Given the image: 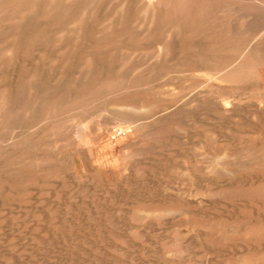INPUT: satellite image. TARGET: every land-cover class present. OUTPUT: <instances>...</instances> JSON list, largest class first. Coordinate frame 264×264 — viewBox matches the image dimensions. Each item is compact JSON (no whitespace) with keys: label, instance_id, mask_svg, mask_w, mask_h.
I'll list each match as a JSON object with an SVG mask.
<instances>
[{"label":"rangeland","instance_id":"obj_1","mask_svg":"<svg viewBox=\"0 0 264 264\" xmlns=\"http://www.w3.org/2000/svg\"><path fill=\"white\" fill-rule=\"evenodd\" d=\"M65 1L0 0V264H264V0Z\"/></svg>","mask_w":264,"mask_h":264},{"label":"bare ground","instance_id":"obj_2","mask_svg":"<svg viewBox=\"0 0 264 264\" xmlns=\"http://www.w3.org/2000/svg\"><path fill=\"white\" fill-rule=\"evenodd\" d=\"M17 1H18V0H17ZM49 1H50V0H49ZM54 1H55V0H54ZM60 1H61V0H60ZM148 1H149V0H148ZM167 1H168V0H167ZM19 2H21V1H19ZM64 2H66V1L64 0ZM154 2H155V1L153 0V3H154ZM17 3H18V2H17ZM32 3H33V2H32ZM49 3H50V2H49ZM51 3H52V2H51ZM66 3H67V2H66ZM85 3H86V2H85ZM147 3H148V2H147ZM161 3H162V2H161L160 0L157 1V4H160V5H161ZM189 3H190V2H189ZM149 4H150V3H149ZM157 4L155 3V5H154V4H153V5L156 6ZM162 4H163V3H162ZM168 4H171V0L168 1ZM192 4H193V3H191V5L188 4V5H186V7L189 6V5L192 6ZM194 4H195V3H194ZM196 4H197V3H196ZM263 4H264V3H263ZM17 5H18V4H17ZM27 5H28V3H27ZM34 5H35V4H34ZM64 5H65V4H64ZM163 5H164V4H163ZM165 5H166V4H165ZM66 6H68V5L66 4ZM194 6H195V5H194ZM7 7H8V6H7ZM7 7H6V8H7ZM13 7H14V5H13ZM34 7H35V6H34ZM40 7H41V6H40ZM40 7H39V8H40ZM103 7H104V6H103ZM175 7H176V6H175ZM10 8H11V6H10ZM14 8H15L16 10H21V9H17L16 6H15ZM43 8H44V7H43ZM48 8H49V7H48ZM54 8H56V7L54 6ZM65 8L67 9L68 7H65V6H64L63 10H64ZM155 8H159V5H158V7H155ZM162 8H164V7L162 6ZM162 8H161V9H162ZM167 8H168V6H167ZM167 8H166V9H167ZM176 8H177V7H176ZM191 8H192V7H191ZM0 9H1V8H0ZM12 9H13V8H12ZM34 9H35V8H34ZM49 9H50V8H49ZM49 9H48V10H49ZM58 9H59V8H58ZM113 9H114V8H113ZM169 9H170V8H169ZM172 9H173V8H172ZM177 9H178V8H177ZM196 9H197V7H196ZM43 10H44V9H43ZM55 10H57V9H55ZM63 10H62V11H63ZM150 10H151V8H150ZM163 10H164V9H163ZM180 10H181V9H180ZM185 10H186V9H185ZM10 11H11V9H10ZM32 11L34 12V10H32ZM39 11H40V9L38 10V13H39ZM46 11H47V10H46ZM65 11L67 12V10H65ZM80 11H82V10H80ZM80 11H79V13H80ZM100 11H101V10H99V12H100ZM148 11H149V10H148ZM170 11L172 12V10H170ZM178 11H179V10H178ZM188 11H189V10H188ZM26 12L28 13V10H27ZM30 12H31V11H30ZM33 12H32V13H33ZM40 12H41V11H40ZM66 12H65V13H66ZM72 12H74V11H72ZM99 12H98V13H99ZM154 12H155V11H154ZM175 12H176V11H175ZM4 13H6V12H4ZM7 13H9V12H7ZM10 13H12V12H10ZM14 13H15V11H14ZM18 13H20V11H19ZM18 13H17V14H18ZM22 13H23V12H22ZM27 13H25V14H27ZM42 13L44 14V13H45V10H44ZM62 13H64V12H62ZM166 13H169L168 10H166L165 14H166ZM173 13H174V12H173ZM178 13H179V12H178ZM17 14H13V15H14L13 17H15ZM20 14H21V13H20ZM153 14H154V13H153ZM174 14H175V13H174ZM196 14H197V13H194V14L191 15V16H192V17H195L194 15H196ZM11 15H12V14H11ZM21 15H24V13L21 14ZM21 15H20V16H21ZM35 15H37V14L35 13ZM41 15H42V14H41ZM45 15H46V13H45ZM47 15H48V12H47ZM47 15H46V16H47ZM151 15H152V14H151ZM154 15H155V14H154ZM185 15H186V14H185ZM189 15H190V14H189ZM38 16H39V18H40V17H41V18L43 17V15H42V16L38 15ZM38 16H37V17H38ZM72 16H73V15H72ZM81 16L84 17L83 15H81ZM81 16H80V17H81ZM147 16H148V15H147ZM171 16H172V15H171ZM187 16H188V14H187ZM7 17H9V18H13V17H10V16H8V15H7ZM7 17H6V18H7ZM21 17H25V15H24V16H21ZM50 17H51V15H50ZM82 17H81V18H82ZM150 17H151V16H150ZM163 17H165V16L163 15ZM184 18H185V16H184ZM188 18L190 19L191 17H188ZM196 18H197V16H196ZM48 19H49V18H48ZM85 19H86V18H85ZM191 19L194 20L193 18H191ZM0 20H2V19H0ZM14 20H17V19L15 18ZM173 20H174V18H173ZM185 20H186V19H185ZM4 21H5V20H3V22H4ZM19 21H22V19H21V20H17L18 23H19ZM24 21H26V20H24ZM24 21H23V23H25ZM63 21H64V20H63ZM151 21H153V18L151 19ZM189 21H190V20H189ZM189 21H188V23H190ZM6 22H7V21H6ZM15 22H16V21H15ZM38 22L40 23V21H38ZM42 22H43V21H42ZM149 22H150V20H149ZM166 22H167V20H166ZM169 22H170V21H169ZM173 22H174V21H173ZM184 22H185V21H184ZM1 23H2V22H0V24H1ZM11 23H12V22H11ZM32 23H33V22H32ZM48 23H49V22H48ZM73 23H74V22H73ZM3 24H4V23H3ZM13 24H15L14 21H13L12 25H13ZM34 24H35V23H34ZM36 24H37V23H36ZM177 24H179V23H177ZM177 24H175V25H177ZM9 25H10V23H9ZM20 25H21V24H18V25H16V26H19V27H20ZM44 25H45V23H43V26H44ZM26 26H27V24H26ZM36 26H38V24H37ZM39 26H42V23H41ZM45 26H46V25H45ZM19 27H18V28H19ZM34 27H35V26H34ZM46 27H47V26H46ZM76 27H79V25H77ZM39 28H41V27H39ZM227 28H228V27H227ZM231 28H232V27H231ZM27 29H28V28H27ZM32 29H33V27H32ZM36 29H37V27H36ZM43 29H44V28H43ZM69 29H70V28H69ZM22 30H23V28H22ZM22 30H21V32H22ZM28 30H29V29H28ZM28 30L26 31V30L24 29V31H26V34H27V35H28V33L31 34V32H29L30 30H29V31H28ZM39 30H40V29H39ZM33 31H34V29H33ZM40 31H41V30H40ZM42 31H43V30H42ZM17 32H20V31H17ZM27 32H28V33H27ZM37 32H38V30H37ZM37 32L35 31V33H33V34H37ZM55 33H56V32H55ZM60 33H63V32H60ZM22 34H23V33H22ZM58 35H59V34H58ZM18 37H20V36L18 35ZM22 37H24V36L22 35ZM25 37H27V36H25ZM25 37H24V39H26ZM7 38H8V37H7ZM36 38H37V37H36ZM17 39H18L17 41H18V43H19V38H17ZM21 39H22V38H21ZM6 40H7V39H6ZM26 40H28V39H26ZM10 41H11V40H10ZM17 41H16V42H17ZM3 42H4V41H3ZM27 42H28V41H27ZM13 43H14V40H13ZM18 43H17V44H18ZM11 44H12V43H11ZM14 44H15V43H14ZM17 44H16V45H17ZM158 44H159V43H158ZM163 44H165V43H163ZM16 45H15V47H16ZM165 45H166V44H165ZM7 46H8V45H7ZM156 46H157V45H156ZM160 46H161V45H160ZM178 46H179V45H178ZM129 47H130V46H129ZM6 48H7V47H6ZM6 48H5V49H6ZM158 48H159V47H158ZM13 49H14V47H13ZM228 49H229V48H228ZM232 49H233V48H232ZM2 50H3V48L1 49V51H2ZM16 50H18V49H16ZM167 50H168V48H167ZM225 51H226V50H225ZM228 51L230 52V50H228ZM231 51H232V52H231V55H229V56H232V53H233L234 55H236V54L234 53L235 51H233V50H231ZM237 51H238V50H237ZM161 52H163V51L161 50ZM226 52H227V51H226ZM247 52H248V50H247ZM158 53H159V52H158ZM222 53H223V52H222ZM242 53H243V52H242ZM242 53H240V55H241ZM253 53H254V52H252V54H253ZM11 54H12V53H11ZM223 54H226V53H223ZM228 54H230V53H228ZM247 54H248V53H247ZM234 55H233V56H234ZM253 55H254V54H253ZM247 56H248V55H247ZM222 57H223V56H222ZM224 57H225V56H224ZM224 57H223V58H224ZM237 57H238V54L236 55V58H237ZM5 58H6V57H5ZM158 58H159V57H158ZM165 58H166V57H165ZM165 58H164V59H165ZM225 58L227 59V57H225ZM89 59H90V58H89ZM164 59H163V60H164ZM166 59H167V58H166ZM166 59H165V60H166ZM243 59H244V57H243ZM245 59H246V58H245ZM245 59H244V60H245ZM248 59L250 60V58H247V61H249ZM86 60H88V59H86ZM93 60H94V59H93ZM160 60H161V59H160ZM168 60H169V58H168ZM206 60H207V59H206ZM220 60H221V59H220ZM233 60H235V57L233 58ZM233 60H232V61H233ZM91 61H92V59H91ZM110 61H113V60H110ZM110 61H108V62H110ZM158 61H159V60H158ZM247 61H246V62H247ZM252 61L254 62V59H252ZM86 62H87V61H86ZM95 62H96V61H94V63H95ZM100 62H101V61H100ZM100 62H98V63H100ZM113 62H114V61H113ZM160 62H161V61H160ZM242 62H243V61H242ZM242 62H241V63H242ZM253 62H252V63H253ZM0 63H1V62H0ZM5 63H6V62H5ZM88 63H89V60H88ZM88 63H87V64H88ZM92 63H93V62H92ZM98 63H96V64H98ZM102 63H103V62H102ZM214 63H215V62H214ZM216 63H218V61H216ZM235 63H238V62L236 61ZM241 63H239V64H241ZM252 63H251V64H252ZM96 64H94V65H96ZM115 64H116V62H115ZM218 64L221 65L220 63H218ZM248 64H250V63L248 62ZM251 64H250V65H251ZM253 64H256V63H253ZM84 65H86V64H84ZM106 65H107V64H106ZM128 65H129V64H128ZM128 65H127L126 67H128ZM224 65H225V64H224ZM226 65H227V64H226ZM229 65H230V63H229ZM229 65H228V66H229ZM250 65H249V66H250ZM256 65H258V64H256ZM0 66H1V65H0ZM88 66H89V65H88ZM88 66H87V67H88ZM111 66H112V64L110 65V67H111ZM116 66H117V65H116ZM196 66H197V65H196ZM196 66L194 67L195 69H196ZM221 66H222V65H221ZM59 67H60V66H59ZM83 67H84V66H83ZM102 67H103V66H102ZM124 67H125V65H124ZM147 67H148V66H147ZM166 67H167V66H166ZM216 67H217V66H215V68H216ZM235 67L237 68L238 66L236 65ZM235 67H234V69H236ZM56 68H57V67H56ZM88 68H89V67H88ZM88 68H87V69H88ZM95 68H96V67H95ZM103 68H104V67H103ZM103 68H102V71L105 69V68H104V69H103ZM111 68H112V67H111ZM116 68H117V67H116ZM121 68H122V66H121ZM121 68H120V69H121ZM143 68H145V67H143ZM143 68H142V69H143ZM153 68H154V67H153ZM194 68H193V69H194ZM207 68H209V67H207ZM207 68H206V71H207ZM215 68H214V69H215ZM219 68H221V67H219ZM222 68H223V69H221V70H224V67H222ZM230 68H231V67H230ZM230 68H229V69H230ZM232 68H233V66H232ZM238 68H240V67H238ZM243 68H245V67L243 66ZM39 69H40V68H39ZM82 69H83V68L81 67V70H80V71H84L85 68H84L83 70H82ZM142 69H141V71H142ZM151 69H152V68H151ZM151 69H150V70H151ZM240 69H241V68H240ZM95 70H98V68L95 69ZM112 70H113V69H112ZM118 70H119V67H118ZM118 70H117V71H118ZM123 70H124V68H122V71H123ZM134 70H135V69H134ZM146 70H147V69H146ZM196 70H197V69H196ZM196 70H194V71H196ZM201 70H202V69H201ZM216 70H217V71L219 70V72L221 71L220 69H217V68H216ZM1 71H2V70H1ZM21 71H22V70H21ZM92 71H94V70H92ZM100 71H101V70H100ZM114 71H115V70H114ZM18 72H19V71H18ZM94 72H95V71H94ZM96 72H97V71H96ZM96 72H95V73H96ZM106 72H107V71H106ZM118 72H119V71H118ZM124 72H126V71H124ZM233 72H234V71H233ZM44 73H45V71H44ZM76 73H77V72H76ZM78 73H79V72H78ZM120 73H121V72H120ZM250 73H252V72H250ZM20 74H21V73H20ZM33 74H34V73H33ZM33 74H32V75H33ZM81 74H82V73H81ZM112 74H113V72H112ZM212 74H214V73H212ZM231 74H232V73H231ZM1 75H2V74H1ZM21 75H23V74H21ZM83 75H84V74H83ZM88 75H89V74H88ZM97 75H98V74H97ZM104 75H106V74H104ZM116 75H118V74H116ZM135 75H137V73H135ZM207 75H208V74H207ZM214 75H215V74H214ZM24 76H25V74H24ZM35 76H38V75H35ZM77 76L80 78L79 74H78ZM132 76H133V75H132ZM232 76H234V75H232ZM4 77H5V76H4ZM4 77H3V78H4ZM17 77H18V76H17ZM26 77H28V75L25 76L24 78L26 79ZM29 77H30V78H29ZM29 77H28V79H31V74H30ZM46 77H47V76H46ZM84 77H85V76H84ZM98 77H100V75H99ZM116 77H117V76H116ZM250 77H251V76H250ZM250 77H249V78H250ZM32 78H34V76H32ZM53 78H54V77H53ZM76 78H77V77H76ZM131 78H132V77H131ZM5 79H6V77H5ZM5 79H4V80H5ZM25 79H24V80H25ZM28 79H27V80H28ZM37 79H38V78H37ZM37 79H36V80H37ZM40 79H42V78H39V80H40ZM47 79H49V78H46V80H47ZM74 79H75V78H74ZM82 79H83V77L81 78V80H82ZM87 79H88V77H87ZM91 79H92V78H91ZM91 79H89V80H91ZM100 79H101V78H100ZM2 80H3V79H2ZM7 80H8V79H7ZM22 80H23V79H22ZM43 80H45V78H44ZM55 80H56V79H55ZM79 80H80V79H79ZM79 80H77V82H78ZM212 80H213V79H212ZM37 81H38V80H37ZM57 81H58V80H57ZM102 81H103V80H102ZM105 81H106V80H105ZM105 81H104V82H105ZM133 81H134V80H133ZM133 81H132V82H133ZM0 82L3 83V81H0ZM6 82H8V81H6ZM11 82H12V81H11ZM11 82H8V83H11ZM15 82H16V81H15ZM28 82L30 83L29 80H28ZM28 82H26V83H28ZM73 82L76 83L75 80H74ZM86 82H87V80H86ZM90 82L92 83V80H91ZM95 82H97V81H95ZM95 82H94V83H95ZM106 82H107V81H106ZM8 83H7V84H8ZM16 83H17V82H16ZM29 83H28V84H29ZM46 83H47V82H46ZM80 83H82V82H80ZM94 83H93V84H94ZM110 83H111V82H110ZM112 83H113V82H112ZM112 83H111V86H112ZM3 84H5V83H3ZM11 84H12V83H11ZM11 84H8V86L11 85ZM40 84H41V83H40ZM48 84H49V83H47V85H46V84H45V85L48 86ZM83 84H84V85H83ZM103 84H105V83H103ZM103 84L101 83L100 86L103 85ZM125 84H126V83H125ZM131 84H133V83H131ZM14 85H15V84H14ZM17 85H18V84H17ZM58 85H59V84H58ZM76 85H77V84H76ZM76 85L74 84V86H76ZM91 85H92V84H91ZM91 85H90V83H89V86H90V87H91ZM96 85H97V83H96ZM0 86H1V85H0ZM71 86H73V84H71ZM80 86H82V87L84 86V87H85V83H84V81H83L82 84H80ZM93 86H94V85H93ZM100 86H99V87H100ZM132 86L135 87L134 85H132ZM9 87H10V86H9ZM48 87H49V86H48ZM48 87H47V88H48ZM55 87H56V85H55ZM55 87H54V88H55ZM87 87H88V86H87ZM95 87H96V86H95ZM104 87H105V86H104ZM133 87H132V89H133ZM4 88H5V87H4ZM15 88H16V87H15ZM17 88H18V87H17ZM23 88H24V87H23ZM25 88H26V87H25ZM49 88H50V87H49ZM72 88H74V87H72ZM80 88H81V87H80ZM101 88H102V87H101ZM106 88H107V87H106ZM110 88L112 89V87H110ZM1 89H2V88H1ZM19 89H20V88H19ZM51 89H52V88H51ZM59 89H60V88H59ZM69 89H70V88H69ZM75 89H76V88H75ZM78 89H79V87H78ZM91 89H92V87H91ZM93 89H94V87H93ZM111 89H110V90H111ZM3 90H4V89H3ZM5 90H6V89H5ZM5 90H4V91H5ZM32 90H33V89H32ZM63 90H65V88H64ZM82 90H83V89H82ZM98 90L100 91L101 89L98 88ZM98 90H97V92H98ZM112 90H113V89H112ZM112 90H111V91H112ZM126 90H127V89H126ZM130 90H131V89H130ZM158 90H159V89H158ZM10 91H11V90H10ZM14 91H15V90H14ZM21 91H22V90H21ZM78 91L80 92V90H78ZM91 91H92V90H91ZM91 91H88V90H87V92H91ZM106 91H107V89H106ZM11 92H12V91H11ZM11 92H10V93H11ZM32 92H34V91H32ZM41 92H42V91H41ZM83 92H85V91H83ZM92 92H93V91H92ZM109 92H110V91H109ZM1 93H2V92H1ZM6 93H7V92H6ZM12 93H14V92H12ZM12 93H11V94H12ZM76 93H77V90H76ZM2 94H3V93H2ZM8 94H9V93H8ZM11 94H10V95H11ZM142 94H143V93H142ZM149 94H150V93H149ZM263 94H264V93H263ZM6 95H7V94H5V97H6ZM10 95H9V96H10ZM83 95H85V94H83ZM132 95H133V94H132ZM135 95H136V94H135ZM204 95H205V94H204ZM140 96H141V95H140ZM142 96H143V95H142ZM149 96H150V95H149ZM206 96H207V95H206ZM224 96H225V95H224ZM52 97H53V96H52ZM71 97H73V94H72ZM126 97H128V96H126ZM131 97H133V99H134L136 96H130V98H131ZM144 97H145V95H144ZM203 97H204V96H203ZM221 97H222V96H221ZM227 97H228V96H227ZM10 98H11V97H10ZM32 98H34V97L32 96ZM48 98H50V97H48ZM55 98H56V96H55ZM73 98H75V97H73ZM83 98H85V97H83ZM87 98H88V97H87ZM25 99H26V100H28V99L31 100L30 97H28V99L25 97ZM25 99H24V100H25ZM36 99H37V98H36ZM38 99H39V97H38ZM66 99L68 100V98H66ZM119 99H120V98H119ZM131 99H132V98H131ZM138 99H139V97H138ZM140 99H141V98H140ZM143 99H144V98H143ZM218 99H219V98H218ZM223 99H224V97H223ZM6 100H8V99H5L4 101H6ZM26 100H25V102H24L25 104H26ZM48 100H49V99H48ZM58 100H59V99H58ZM93 100H94V99H93ZM141 100H142V99H141ZM228 100H229V99H228ZM9 101H10V100H9ZM11 101H12V100H11ZM28 101H29V100H28ZM37 101H38V100H37ZM74 101H76V100H74ZM78 101L80 102V100H78ZM81 101H82V100H81ZM109 101H110V100H109ZM144 101H146V100L144 99ZM6 102H7V101H6ZM6 102H5V103H6ZM142 102H143V101H142ZM233 102H234V101H233ZM233 102H232V103H233ZM7 103H8V102H7ZM56 103H57V102L55 101L54 104L56 105ZM76 103H77V102H76ZM72 104H73V103H72ZM72 104H71V105H72ZM180 104H181V103H180ZM58 105H59V104H58ZM77 105H78V104H77ZM108 105H109V104H108ZM227 105H229V104H227ZM231 105H233V104H231ZM237 105H238V104H237ZM237 105H236V107H237ZM7 106H9V105H7ZM66 106H67V105H66ZM69 106H70V104H69ZM75 106H76V105H75ZM110 106H111V105H110ZM229 106H230V105H229ZM0 107H1V104H0ZM15 107H16V106H15ZM23 107H24V106H23ZM41 107H42V106H41ZM64 107H65V106H64ZM94 107H95V106H94ZM111 107H112V106H111ZM119 107H120V106H119ZM227 107H228V106H227ZM1 108H2V107H1ZM62 108H63V107H62ZM76 108H77V107H76ZM113 108H114V107H113ZM3 109H4V108H3ZM5 109H6V111H7L8 107L5 108ZM10 109H11V108H10ZM65 109H66V108H65ZM65 109H64V110H65ZM82 109H83V108H82ZM82 109H80V110H82ZM42 110H43V108H42ZM46 110H47V109H46ZM55 110H56V109H55ZM66 110H67V109H66ZM89 110H90V109H89ZM89 110H88V111H89ZM170 110H171V109H170ZM0 111H1V110H0ZM32 111H33V110H32ZM60 111H61V110H60ZM78 111H79V110H78ZM167 111H168V110H167ZM167 111H166V112H167ZM25 112H26V111H25ZM28 112H29V111H28ZM40 112H41V110H40ZM43 112H44V110H43ZM43 112H42V113H43ZM54 112H55V111H54ZM75 112H76V111H75ZM75 112H74V113H75ZM85 112H86V111H85ZM106 112H107V111H106ZM223 112H224V111H223ZM225 112H226V111H225ZM232 112H233V111H232ZM5 113H6V112H5ZM44 113H46V112H44ZM44 113H43V114H44ZM59 113H62V111L59 112ZM10 114H11V112H10ZM10 114H9V115H10ZM24 114H25V113H24ZM27 114H28V113H27ZM43 114H39V115L42 116ZM46 114H47V113H46ZM46 114H45V116H48V115H46ZM51 114H52V113H51ZM0 115H1V118H2V119H3V118H6V115H5V114H4V115H5L4 117H3V113H2V114L0 113ZM11 115L14 116L13 114H11ZM37 115H38V114H37ZM37 115H36V116H37ZM59 115H61V114H59ZM157 115H158V114H157ZM168 115H169V113L167 114V116H168ZM28 116H29V115H28ZM28 116H26V118H27ZM32 116H33V115H32ZM41 116H40V117H41ZM57 116H58V115H57ZM64 116H65V115H64ZM66 116H67V115H66ZM7 117H9V116L7 115ZM10 117H11V116H10ZM58 117H59V116H58ZM61 117H63V116H61ZM11 118H12V117H11ZM38 118H39V117H38ZM41 118H42V117H41ZM78 118H79V117H78ZM27 119H28V118H27ZM36 119H37V118H36ZM50 119H51V118H50ZM57 119H58V118H57ZM57 119H56V120H57ZM32 120H33V119H32ZM32 120H31V121H32ZM44 120L46 121V117H45ZM52 120H53V119H52ZM80 120H81V119H80ZM80 120H77V119H76V121H78V122H79ZM160 120H162V119H160ZM171 120H173V119L171 118ZM171 120H170V121H171ZM25 121H26V120H25ZM36 121H38V120H36ZM54 121H55V120H54ZM74 121H75V120H74ZM76 121H75V122H76ZM81 121H82V120H81ZM4 122H6V121H4ZM22 122H23V121H22ZM27 122H29V120H28ZM34 122H35V121H34ZM46 122H47V121H46ZM46 122H45V123H46ZM52 122H53V121H52ZM67 122H68V121H67ZM7 123H9V122L7 121ZM49 123H51V122H49ZM56 123H57V122H56ZM82 123H83V122H82ZM82 123H81V124H82ZM4 124H5V123H4ZM24 124H25V123H24ZM47 124H48V123H47ZM59 124H60V123H59ZM64 124H65V123H64ZM84 124H85V123H84ZM157 124H158V123H157ZM5 125H7V124H5ZM5 125H4V127H5ZM22 125H23V124H22ZM44 125H45V124H44ZM49 125H50V124H49ZM60 125H61V124H60ZM62 125H63V124H62ZM68 125H69V124H68ZM68 125H66V126H68ZM160 125H161V124H160ZM163 125H164V124H163ZM165 125H166V124H165ZM237 125H238V124H237ZM0 126L3 127L2 124H1ZM15 126H17V125H15ZM41 126H42V125H41ZM45 126H46V125H45ZM56 126H57V125H56ZM1 127H0V128H1ZM39 127H40V126H39ZM39 127H37V129H38ZM79 127H81V126L79 125ZM213 127H214V126H213ZM19 128H21V126H20ZM29 128H30V126H29ZM40 128H41V127H40ZM44 128H45V127H44ZM50 128H51V127H50ZM54 128H55V127H54ZM64 128H65V127H64ZM128 128H129V127H128ZM30 129H31V128H30ZM30 129H29V131H30ZM37 129H36V130H37ZM56 129H58V128H56ZM61 129L63 130V128H61ZM70 129H72V128H70ZM136 129H137V128H136ZM19 130H20V129H19ZM26 130H27V129H26ZM32 130H33V129H32ZM49 130H51V129L48 128V131H49ZM58 130H59V129H58ZM74 130H75V128H74ZM74 130H73V131H74ZM6 131H7V130H6ZM21 131H25V130H21ZM27 131H28V130H27ZM29 131H28V133H27L29 136L25 134L26 136H28L26 140H28V139L31 137L30 134H29ZM51 131H52V130H51ZM53 131H55V130H53ZM68 131H70V130L68 129ZM68 131H67V133H68ZM8 132H9V131H8ZM30 132H32V131H30ZM71 132H72V131H71ZM71 132H70V133H71ZM119 132H120V131H119ZM244 132H246V131H244ZM43 133H44V132H43ZM48 133H49V132H48ZM53 133H56V132H53ZM73 133L75 134V136H76L79 140L82 139L81 130H80L79 128H77V129L75 130V132H73ZM0 134L2 135V132H1ZM14 134H15V133H14ZM14 134H13V136H14ZM34 134H35V132H34ZM34 134H32V135H34ZM46 134H47V133H46ZM62 134H63V133H62ZM135 134H136V133H135ZM247 134H248V133H247ZM260 134H261V133H260ZM263 134H264V133H263ZM21 135H22V134H21ZM68 135H70V134H68ZM136 135H137V134H136ZM249 135H250V134H249ZM13 136H12V137H13ZM66 136H67V134H66ZM253 136H254V135H253ZM10 137H11V135H10ZM10 137H9V139H10ZM24 137H25V136H24ZM24 137H23V138H24ZM52 137H53V136H52ZM0 138H1V136H0ZM25 138H26V137H25ZM67 138H68V137H67ZM71 138H72V137H71ZM135 138H136V137H135ZM15 139H17V138H15ZM72 139L74 140V138H72ZM182 139H183V138H182ZM10 140H11V139H10ZM12 140H13V139H12ZM17 140H18V139H17ZM23 140H24V139H23ZM73 140H72V141H73ZM79 140H78V141H79ZM7 141H8V140H7ZM24 141H25V140H24ZM2 142H3V141H2ZM2 142H0V143H2ZM8 142H11V141H8ZM19 142H20V141H19ZM69 142H70V140H69ZM74 142H75V141H74ZM74 142H73V143H74ZM11 143H12V142H11ZM15 143H16V142H15ZM60 143L62 144V142H60ZM67 143H68V142H67ZM71 143H72V142H71ZM2 144H3V143H2ZM18 144H19V143H18ZM18 144H17V145H18ZM54 144H55V143H54ZM61 144H60V146L63 145V144H62V145H61ZM64 144L66 145V143H64ZM130 144H131V143H130ZM6 145H7V142H6ZM65 145H64V146H65ZM141 145H142V144H141ZM9 146H10V144L8 145V148H9ZM15 146H16V144H15ZM53 146H54V145H53ZM58 146H59V145H58ZM131 146H132V145H131ZM13 147H14V146H13ZM46 147H47V146H46ZM48 147H49V146H48ZM50 147H51V146H50ZM56 147H57V146H56ZM62 147H63V146H62ZM62 147H61V148H62ZM54 149H55V147H54ZM54 149H53V150H54ZM57 149H58V148H57ZM137 149H138V148H137ZM144 149H145V148H144ZM245 149H246V148H245ZM235 150H236V149H235ZM5 151H6V150H5ZM58 151H59V150H58ZM142 151H144V150H142ZM144 152H145V151H144ZM59 153H60V152H59ZM256 154H257V152H256ZM60 155H61V154H60ZM64 155H65V154H64ZM244 155H245V154H244ZM246 155H247V154H246ZM260 155H261V154H260ZM66 156H67V154H66ZM135 156H136V155H135ZM59 158H60V157H59ZM244 158H245V157H244ZM64 159H66V158H64ZM242 159H243V158H242ZM245 159H246V158H245ZM36 162H37V161H36ZM208 165H209V164H208ZM234 165H235V164H234ZM62 166H63V165H62ZM216 166H218V165L216 164ZM56 167H57V166H56ZM208 167H209V166H208ZM214 167H215V166H214ZM212 169H213V166H212ZM66 170H67V169H66ZM216 170H217V169H216ZM214 171H215V170H214ZM15 172H16V171H15ZM21 176H22V175H21ZM260 176H261V175H260ZM16 177H17V176H16ZM252 177H253V176H252ZM256 177H257V176H256ZM261 178H262V177H261ZM18 179H19V178H18ZM258 180H260V178H259ZM255 181H256V180H255ZM260 181H261V180H260ZM260 181H259V182H260ZM262 181H263V180H262ZM146 182H148V181H146ZM262 183H263V182H262ZM263 184H264V183H263ZM224 186H225V185H224ZM256 186H258V184H257ZM256 186H255V187H256ZM263 186H264V185H263ZM263 186H261V187H263ZM253 188H254V187H253ZM55 189H56V188H55ZM58 189H59V188H58ZM254 189H255V188H254ZM254 189H253L252 191H254ZM263 189H264V188H262V189H261V188H260V189L258 188V191H259L258 194L264 192ZM256 190H257V189H256ZM256 190H255V191H256ZM262 190H263V191H262ZM7 191H8V190H7ZM260 191H261V192H260ZM199 193H200V192H199ZM231 194H232V193H231ZM200 195H201V194H200ZM252 202L255 203L256 201H255V202L252 201ZM250 203H251V201H250ZM253 203H251V205H252ZM256 204H258V203H256ZM261 204H262V203H261ZM246 205H247V204H246ZM258 205H259V204H258ZM262 205H263V204H262ZM228 206H229V205H228ZM89 207H90V206H89ZM229 207H230V206H229ZM238 207H239V206H238ZM251 207H252V206H251ZM260 207H262V206L260 205ZM109 209H110V208H109ZM235 210H236V209H235ZM258 210H259V209H258ZM252 211H253V210H252ZM261 211H262V210H261ZM224 212H225V211H224ZM237 212H238V211H237ZM35 213H36V212H35ZM153 213H154V212H153ZM254 213H256V212H254ZM235 214H236V213H235ZM239 214H240V213H239ZM259 215H262V216H263V214H259ZM225 216H226V215H225ZM228 216H229V215H228ZM229 217H230V216H229ZM233 217H234V216H233ZM238 217H239V216H238ZM246 217H247V216H246ZM239 218H240V217H239ZM244 218H245V217H244ZM223 219H224V218H223ZM263 219H264V218H263ZM248 221H249V220H248ZM255 221H256V220H255ZM257 222H258V221H257ZM259 222H260V221H259ZM259 222H258V223H259ZM261 222H262V221H261ZM262 223H263V222H262ZM259 225H260V223H259ZM261 226H263V225H261ZM50 229H51V228H50ZM5 243H6V242H5ZM263 243H264V242H263ZM263 243H262V244H263ZM250 244H252V243H250ZM250 244H249V245H250ZM228 247H229V246H228ZM253 247H254V246H253ZM260 247H261V246H260ZM260 247H259V249H260ZM251 248H252V247H251ZM251 248H250V249H251ZM263 248H264V246H263ZM263 248L260 249V250L257 248V249L259 250V254L262 252L261 250H263ZM244 249L247 250V247L244 248ZM252 249H253V251H255L254 248H252ZM252 249H251V250H252ZM258 250H257V251H258ZM253 251H251V252H253ZM257 251H256V252H257ZM260 251H261V252H260ZM245 252H247V251H245ZM245 252H244V253H245ZM248 252H249L250 254H252L250 251H248ZM256 252H255V254L258 255ZM241 253H242V252H241ZM238 254H239V253H238ZM250 254H249V255H250ZM253 255H254V254H253ZM246 256H247V255H246ZM246 256H245V257H246ZM254 256H255V255H254ZM261 256H263V255H261ZM247 257H248V256H247ZM250 257H251V256H250ZM250 257H248V259H249ZM252 257H253V256H252ZM255 258H256V256H255ZM255 258H254V260H255ZM262 258H263V257H261L260 259H262ZM252 259H253V258H252ZM63 260H64V259H63ZM257 260H259V257H258ZM262 260H263V259H262Z\"/></svg>","mask_w":264,"mask_h":264}]
</instances>
